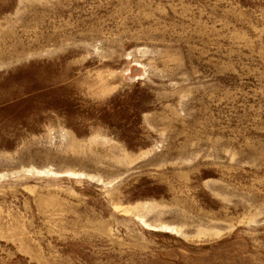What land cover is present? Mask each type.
<instances>
[{
    "label": "rangeland",
    "instance_id": "1",
    "mask_svg": "<svg viewBox=\"0 0 264 264\" xmlns=\"http://www.w3.org/2000/svg\"><path fill=\"white\" fill-rule=\"evenodd\" d=\"M0 264H264V0H0Z\"/></svg>",
    "mask_w": 264,
    "mask_h": 264
}]
</instances>
